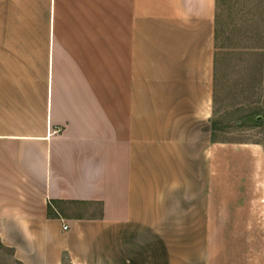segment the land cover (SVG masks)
I'll use <instances>...</instances> for the list:
<instances>
[{"label":"crops","instance_id":"0c3cea01","mask_svg":"<svg viewBox=\"0 0 264 264\" xmlns=\"http://www.w3.org/2000/svg\"><path fill=\"white\" fill-rule=\"evenodd\" d=\"M217 11L218 0H0L11 264H187L186 210L214 209L223 176L228 208L264 225V147L215 139ZM250 240L227 237L242 264Z\"/></svg>","mask_w":264,"mask_h":264},{"label":"rangeland","instance_id":"374dc122","mask_svg":"<svg viewBox=\"0 0 264 264\" xmlns=\"http://www.w3.org/2000/svg\"><path fill=\"white\" fill-rule=\"evenodd\" d=\"M217 15L212 115L215 139L219 143L264 147V0H219ZM226 182L224 176L219 179L214 209L186 210L187 264H236L235 261L242 264L241 258L235 260L233 254L234 250L241 249V242L227 241L233 234L251 239L243 243L244 250L248 251L246 264H264V241H258L259 236H264L261 218H257L255 211L243 217L241 211L228 208L232 203ZM192 205L187 200V206ZM210 213L216 225H200V217L204 222ZM243 219L246 224L242 223ZM233 221L238 223L234 225ZM194 235H201L202 241H193ZM210 237L211 242L205 240ZM10 262L11 253L0 248V264Z\"/></svg>","mask_w":264,"mask_h":264},{"label":"built area","instance_id":"2783aa9c","mask_svg":"<svg viewBox=\"0 0 264 264\" xmlns=\"http://www.w3.org/2000/svg\"><path fill=\"white\" fill-rule=\"evenodd\" d=\"M68 227H69V226H68V225H66V226H65V229H68Z\"/></svg>","mask_w":264,"mask_h":264},{"label":"trees","instance_id":"16d2710c","mask_svg":"<svg viewBox=\"0 0 264 264\" xmlns=\"http://www.w3.org/2000/svg\"><path fill=\"white\" fill-rule=\"evenodd\" d=\"M219 1V0H218ZM217 21H218V15H217Z\"/></svg>","mask_w":264,"mask_h":264}]
</instances>
